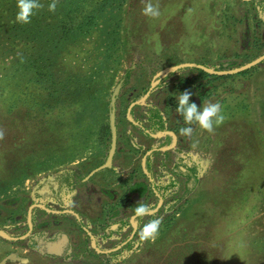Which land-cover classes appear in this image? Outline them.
<instances>
[{
    "label": "rangeland",
    "instance_id": "rangeland-1",
    "mask_svg": "<svg viewBox=\"0 0 264 264\" xmlns=\"http://www.w3.org/2000/svg\"><path fill=\"white\" fill-rule=\"evenodd\" d=\"M52 2L39 0L23 24L17 0H0V251L26 258L5 264H264V60L239 73L208 72L205 104L218 102L224 121L211 132L193 125L204 178L184 200L182 183L173 188L124 248L101 252L133 228L111 243L99 239L105 197L101 184L81 180L107 158L120 81L128 78L130 99L159 80L150 102L165 104L178 96L177 78L197 71L183 64L225 71L252 62L264 54L257 10L264 0H151L158 17L143 13L148 0H55L54 12ZM71 168L81 192L62 194L90 234L75 226L78 244L50 254L53 236L71 229L34 207L29 231L30 209L40 202L39 184ZM156 218V239L141 240L140 229Z\"/></svg>",
    "mask_w": 264,
    "mask_h": 264
},
{
    "label": "crops",
    "instance_id": "crops-1",
    "mask_svg": "<svg viewBox=\"0 0 264 264\" xmlns=\"http://www.w3.org/2000/svg\"><path fill=\"white\" fill-rule=\"evenodd\" d=\"M154 83L156 85L158 80L151 83V89H147V87L144 86L139 95L134 94L137 96H133L130 99L123 97L124 88L122 87L117 100L116 123L118 140L117 149L113 158V165L89 175L92 170L103 164L106 158L104 162L93 167L90 172L81 179L84 181L82 183L95 180L98 184L107 186L108 189H116L122 192V194H125V196H128V199L131 200L129 202L130 206L127 207L125 211H122L115 219L112 218L111 227L109 226L108 228L110 232V229H115L117 226L124 227L127 225L128 227L129 223L134 224L135 227L137 226V217H135L133 213L129 217L127 209L133 212L137 204L145 203L149 205L148 214H151L163 206L173 188L181 183L184 187L186 180H192L193 176L197 177L199 182L204 178L202 167L205 165V159L201 157L198 148L190 143L191 136H182L179 132L181 127L187 126L184 120L182 121L181 118L173 116L172 113L169 114L164 112V108L162 107L160 108L162 112L158 117L155 113L151 114L152 118L147 117L149 109L156 104L150 102L152 101L151 97L153 93L156 91L152 90L155 86H153ZM127 85L128 83L126 81L124 87ZM151 91L153 92L151 93ZM122 102H125V105L122 104ZM142 111L146 112L145 115H142ZM193 165L195 167L194 172L192 170ZM66 171L71 173L72 178L74 171H77V169L71 168ZM62 173L64 172L58 173L53 177H48L47 179L55 180ZM45 180H43L39 186ZM77 180L79 179L77 178ZM77 180H68L66 176L60 181V184L62 183L60 186L58 184L55 185V192L58 193L61 191L62 200L63 203H65L64 209L47 206L44 203L46 199L41 198V196H39L40 202L33 204L34 206L32 205L31 208L33 209L36 207L50 217H61V215H63V217H72V214H75L77 218H81L80 214L72 209L71 204L66 201V198L64 199V195L62 194L64 191L71 192L72 194L73 192H81V186L76 188L78 184ZM32 209H30L31 215ZM127 227L121 232L125 233ZM87 232L90 234L89 231ZM73 233L71 234L68 231L63 233L57 232L54 237L59 236L60 238V236H63V239L68 241V239L74 238L72 237ZM119 237V234L113 235L114 239H118ZM52 241L54 240H51L47 247L48 252L50 254H60L63 244L61 242L57 244L56 242L58 241L52 243ZM72 241L74 242V240ZM93 242H96L94 236ZM71 247L72 245H70V248ZM119 247H121V245L117 246V248ZM13 252L15 251H11L4 256L3 252L0 251V255H3L0 259V264H2L1 262ZM18 255L21 258H25L20 254ZM16 260L22 261L20 259ZM8 261L9 260L5 263Z\"/></svg>",
    "mask_w": 264,
    "mask_h": 264
},
{
    "label": "flooded vegetation",
    "instance_id": "flooded-vegetation-1",
    "mask_svg": "<svg viewBox=\"0 0 264 264\" xmlns=\"http://www.w3.org/2000/svg\"><path fill=\"white\" fill-rule=\"evenodd\" d=\"M198 65H203V64H198ZM189 66H191V65H189ZM191 67H194L197 70L196 73L193 74V75L184 76L183 78H181V77L177 78V80L173 83L174 91L177 90L176 92L178 93V95H179L180 92H183V91L191 92L192 93L191 100L196 102L198 106H202L203 102L205 104V100L207 98L206 95L208 93L207 92V78H208V75L205 73V72H208V71L205 70L204 68L200 67V66H191ZM201 70H204V72L203 71L201 72ZM129 76H130V74H129ZM198 76H200V79H198ZM125 81L128 82V78ZM125 81L123 82V86L126 84ZM158 87H162V83L159 80H158V83L154 86V88L152 90L154 91ZM147 89H151V85L148 86ZM153 91H151V93ZM154 103H156V104H154V106H152L149 109V111L147 112V117H149V118L151 117L152 118L151 114H154V113L157 114L156 116L158 117V115H160L161 112H162V110L160 109L162 107V108H164V110H163L164 112H167L169 114L172 113L173 116L181 118V120L183 121V117L180 116L176 112V103H177L176 99L172 100L170 103L166 102L165 104L161 103V101H157V102H154ZM167 105L171 106V108L169 109ZM168 109L170 111H168ZM145 113H146L145 111H142V115H145ZM67 172L68 171H65L64 174H66ZM67 177H68V180H77V177L75 175H73L72 178H71V176H67ZM47 178H45V179L46 180H50V179H47ZM40 186L37 188L35 194L37 196V191H40V196H41V198L46 199L44 203L47 206L52 207V208H56L57 207L58 209H64L65 208L64 205H63L61 191H59L58 193H56L54 191L52 193V191L51 190L49 191V189H39ZM100 191L105 197L104 198V203H100L99 202V206L101 207V210L105 214V216H104L105 217V222H104L103 225L98 226V228L99 227L101 228L100 229L101 230V234L99 236V239L101 238L104 241H106L107 243H111V242L116 240V239L113 238V235L114 234H119V235L124 234L121 231L124 228L127 227V225L124 226V227L123 226L122 227L117 226L115 229H110L111 230V232H110L108 228H109V226L111 227V220H112V218L115 219V217H118L121 214L122 211H125L126 208L130 206L129 202L131 200L128 199V196L126 197L125 194H122V192H120V191H118L116 189H114V190L110 189V188L108 189V187L105 186L104 184L101 185ZM182 194H183V192H182ZM37 197H39V196H37ZM50 201H53L57 205L51 203ZM72 209L75 210L77 213H79L76 210L77 208L75 209L74 207H72ZM68 217H63V215H61V218H64L67 221V223L69 224V225L67 224V226H66L65 223L63 222V224H64V226L66 228H70L71 229V231H70L71 234L74 232L75 226H77L78 228H81L85 232L88 231V229L85 226V224L84 225L82 224V221H83L82 218H77L75 216V214L74 215L72 214V217L71 216H68ZM74 221H75L76 224H74ZM136 221H137V223H139L141 221V218L137 217ZM35 225H36V220H35V217L33 215V218L30 221V226H29L30 230L29 231H32L33 227ZM129 226H131L133 228L132 229V234H130V236H128L126 239L123 240V242H121V244H120L121 247L117 248V246H119V245H117V246H115L114 248H112L110 250H102L101 252H103V253H107V252L112 253L113 250H117V249L119 250L121 248H124V246H126L127 244H129L132 241V238L134 237L135 231L137 230L136 229L137 226L135 227L134 224H130L129 223L128 227ZM56 239H59L58 242H56L57 244L60 243V242L63 244V246L61 247V253L60 254H63L64 252L68 251V249L70 248V245H77L78 244L77 243V239H75V238H72V239L70 238V239H68V241H65L63 239V236H60V238H59V236H55V237L53 236V238L51 240H56ZM72 240H74V242ZM47 251H48V248H47Z\"/></svg>",
    "mask_w": 264,
    "mask_h": 264
},
{
    "label": "clouds",
    "instance_id": "clouds-1",
    "mask_svg": "<svg viewBox=\"0 0 264 264\" xmlns=\"http://www.w3.org/2000/svg\"><path fill=\"white\" fill-rule=\"evenodd\" d=\"M42 7L39 0H17V14L16 21L19 23L27 24L31 22L32 15L35 14V10ZM56 2L53 0L49 4V10L55 11ZM143 13L146 16L158 17L160 10L157 5H154L151 0L145 4ZM192 93L189 91L180 92L176 97V112L183 117V120L187 126L181 127L179 132L182 136H191L193 133V125H197L199 128L207 130L209 132L214 130L215 126L220 125L224 121V115L221 111L220 104L208 103L202 106H198L196 102L191 100ZM149 212V205L145 203L137 204L133 209L135 217H144ZM161 219L156 218L148 221L143 225L139 231L141 240L156 239L158 235Z\"/></svg>",
    "mask_w": 264,
    "mask_h": 264
},
{
    "label": "water",
    "instance_id": "water-1",
    "mask_svg": "<svg viewBox=\"0 0 264 264\" xmlns=\"http://www.w3.org/2000/svg\"><path fill=\"white\" fill-rule=\"evenodd\" d=\"M263 60H264V54L262 56H260L259 58L253 60L252 62H249V63H247L241 67L229 69V70H225V71H216V70H213L209 67H206L203 65H198L196 63H188V64H183V65L200 66V67L204 68L205 70H207L208 72H211L214 74H232V73H239V72H242L246 69H249V68L257 65L258 63L262 62ZM154 85H155V83L153 84V86ZM122 86H123V82L120 81L115 86L114 91H113L112 96H111L110 116H109V118H110V130H111V144H110V149L108 152L107 159L103 164H101L100 166H98L97 168L92 170L89 175H92L101 169L109 168L113 165V158H114V155H115V152L117 149V140H118V129H117V123H116L117 100H118V96L121 92ZM31 217H32V215H31V210H30V221H31ZM16 259L26 260L25 258H21L16 252H13V253L9 254L1 263L3 264L7 260H16Z\"/></svg>",
    "mask_w": 264,
    "mask_h": 264
},
{
    "label": "trees",
    "instance_id": "trees-1",
    "mask_svg": "<svg viewBox=\"0 0 264 264\" xmlns=\"http://www.w3.org/2000/svg\"><path fill=\"white\" fill-rule=\"evenodd\" d=\"M257 10H258V17H259L260 21L264 23V5H258ZM31 65H32V63H31ZM33 65L34 66L36 65V67L42 66V61L40 59H37L34 61ZM202 71L204 72V70H201V72ZM205 73L208 76L212 75L208 72H205ZM129 74H130V71L128 72V75ZM214 76L218 77L217 75H214ZM66 98L67 97L64 96L61 99V102L59 103L60 106H64V105L68 104V103H66L67 102ZM108 129H110V124L108 125ZM192 170L194 172V170H195L194 165H193ZM66 176H71V173L70 172H67L66 174L62 173L55 180H46L43 184H41L39 189H49V191L51 190L53 193L54 191H56L55 185L58 184L60 186L62 184V183L60 184V181L63 180L64 177H66ZM198 182H199V180H197V177H194V176H193L192 180H186L181 200L184 198H187V196L190 195L196 189ZM37 196H40V191H37ZM128 247H125V249H126V250H124L125 253L128 251ZM119 256L124 257L125 255H119Z\"/></svg>",
    "mask_w": 264,
    "mask_h": 264
}]
</instances>
